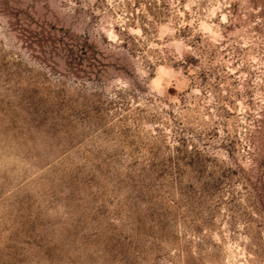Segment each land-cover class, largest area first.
<instances>
[{"label": "rangeland", "instance_id": "obj_1", "mask_svg": "<svg viewBox=\"0 0 264 264\" xmlns=\"http://www.w3.org/2000/svg\"><path fill=\"white\" fill-rule=\"evenodd\" d=\"M0 264H264V0H0Z\"/></svg>", "mask_w": 264, "mask_h": 264}]
</instances>
